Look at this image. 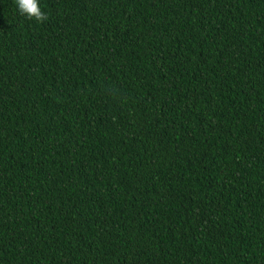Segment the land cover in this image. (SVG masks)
Wrapping results in <instances>:
<instances>
[{"label":"trees","instance_id":"16d2710c","mask_svg":"<svg viewBox=\"0 0 264 264\" xmlns=\"http://www.w3.org/2000/svg\"><path fill=\"white\" fill-rule=\"evenodd\" d=\"M0 0V264H264V0Z\"/></svg>","mask_w":264,"mask_h":264},{"label":"clouds","instance_id":"9594fccd","mask_svg":"<svg viewBox=\"0 0 264 264\" xmlns=\"http://www.w3.org/2000/svg\"><path fill=\"white\" fill-rule=\"evenodd\" d=\"M17 11L28 20L42 23L48 20V16L41 10L39 0H15Z\"/></svg>","mask_w":264,"mask_h":264}]
</instances>
